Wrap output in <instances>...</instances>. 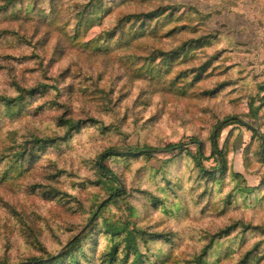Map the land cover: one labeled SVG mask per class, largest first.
<instances>
[{"label":"rangeland","instance_id":"obj_1","mask_svg":"<svg viewBox=\"0 0 264 264\" xmlns=\"http://www.w3.org/2000/svg\"><path fill=\"white\" fill-rule=\"evenodd\" d=\"M262 140L264 0H0V264H264Z\"/></svg>","mask_w":264,"mask_h":264},{"label":"trees","instance_id":"obj_2","mask_svg":"<svg viewBox=\"0 0 264 264\" xmlns=\"http://www.w3.org/2000/svg\"><path fill=\"white\" fill-rule=\"evenodd\" d=\"M233 123L243 124L250 129L254 130L259 137H263L260 135V132L257 131L253 126H250L249 123L243 121L239 117H227L225 120L219 122L214 130L211 133V142H212V150L213 156L216 157L217 161L219 162L218 167H214L213 169H207L202 163V142L197 138H191L189 143H196L197 144V151L194 154V158L199 165L200 170L207 175H216L219 171L226 170L228 166V160L226 156V152L220 148L219 144V135L220 131L226 126L231 125ZM188 144V142H179V143H170L163 147H150V146H113L110 148L105 149L97 158V166L100 170V173L105 178L111 179L113 181L120 182L119 176L106 164V161L111 157H137V156H145V155H152L155 152L165 151H177L183 149L184 146ZM261 145H264V140H262ZM263 158H264V152ZM124 194V190L118 188L115 190L111 195L110 198L120 197Z\"/></svg>","mask_w":264,"mask_h":264}]
</instances>
